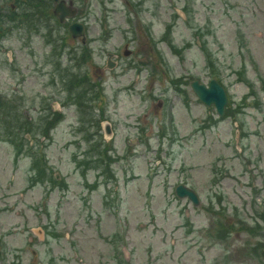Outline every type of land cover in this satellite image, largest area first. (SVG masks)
<instances>
[{
  "label": "rangeland",
  "instance_id": "1",
  "mask_svg": "<svg viewBox=\"0 0 264 264\" xmlns=\"http://www.w3.org/2000/svg\"><path fill=\"white\" fill-rule=\"evenodd\" d=\"M74 1L84 40L55 20L13 23L22 4L0 0L3 110L32 121L17 132L45 156L33 167L0 126V264H264V0ZM80 72L97 126L60 78ZM211 77L223 114L190 85ZM95 140L110 172L72 157Z\"/></svg>",
  "mask_w": 264,
  "mask_h": 264
},
{
  "label": "trees",
  "instance_id": "2",
  "mask_svg": "<svg viewBox=\"0 0 264 264\" xmlns=\"http://www.w3.org/2000/svg\"><path fill=\"white\" fill-rule=\"evenodd\" d=\"M18 3L21 5V12L20 13H14L13 8H11L12 14L9 17V20H11L13 23H18L17 21L20 20H30L32 21L34 18V21L38 22H43V21H49L51 20L48 13H47V2L46 0H17ZM14 3V2H12ZM15 4V3H14ZM16 5V4H15ZM27 11H31V13H27ZM28 18V19H27ZM24 20V21H26ZM29 22V21H26ZM31 23V22H30ZM36 23V22H35ZM58 25H61L60 23H57ZM48 41L55 42L53 39L48 38ZM54 49L56 47L54 46ZM61 52V51H60ZM90 55V54H89ZM82 61L86 60L88 58V54L82 53ZM56 69L59 67V62L55 63ZM72 67V66H71ZM60 72V70L58 71ZM63 81H67L65 83L66 86H68V94L71 96L74 92L73 89L76 88L75 90V97L77 100H75V103L78 104L82 108V111L80 112L81 116L86 115V118H81L82 121L86 122V126H92L95 124L97 126V121L95 118L92 116V110L88 109V106H85L86 103H89L92 101L90 98L86 97L85 94L86 92L90 91L85 85L90 84L91 86L93 85L90 82H87L88 78V73L87 72H80L79 74H69L66 75L64 74L63 76L60 77ZM80 89V90H79ZM98 93V90L96 91ZM73 94V95H74ZM70 98V97H69ZM231 102V100H230ZM228 102V105L230 104ZM3 100L0 98V108L3 110L4 106H2ZM230 105L226 108L229 109ZM225 112V110H224ZM23 116L13 112L11 109L8 110H3L1 112L0 110V126H1V135L2 133L5 135L4 137H9L10 142L15 146V153L18 155V153H22V156L31 154L32 156V165L34 164L33 167H36L39 163L40 160L43 159L44 153L43 154H37L36 148H34V143H29L28 145L26 144L25 140H27L26 137L22 138V134H19L17 131L23 130L24 134L26 133H31V127H32V121L27 120L25 118H22ZM62 118V113L58 112L57 110L50 112L48 114H44L39 118V128L41 129L42 135L43 136H48L51 127H54L58 121H60ZM14 123L15 127H11V124ZM82 129V128H79ZM85 132L83 134L84 140H86L89 143V140H91V136L88 135L87 127L84 128ZM79 144V143H78ZM38 146V144H37ZM36 146V147H37ZM40 146V145H39ZM79 146V145H78ZM108 146H104L103 150L100 147L99 141L95 140L94 142H91L90 146L88 148H85L83 152L79 153H73L72 157L73 159L77 162L78 166L80 165H90V166H100L102 169L99 170V172H110V167L111 165V159L112 156L108 152ZM29 156V155H28ZM96 163H100L101 165H97ZM39 178H43L45 174V170L42 168L39 172ZM56 176V175H55ZM56 178V177H55ZM257 224H254V226H249L247 229H256Z\"/></svg>",
  "mask_w": 264,
  "mask_h": 264
},
{
  "label": "water",
  "instance_id": "3",
  "mask_svg": "<svg viewBox=\"0 0 264 264\" xmlns=\"http://www.w3.org/2000/svg\"><path fill=\"white\" fill-rule=\"evenodd\" d=\"M54 1V13L63 20L65 16L72 14L73 10L66 6L64 0H53ZM69 31L72 36H83L84 37V25L81 22H71L68 25ZM126 52H128L126 50ZM111 52H108L107 65L112 66ZM191 88L197 97L207 105H213L218 114H223L225 105L227 103V94L224 86L214 77L210 78L207 83L201 82L198 78L190 81ZM110 128L105 127V132L108 133ZM175 192L178 196L189 198L193 203L199 202L197 192L185 183H179L175 187ZM261 255L264 260V248L261 250Z\"/></svg>",
  "mask_w": 264,
  "mask_h": 264
},
{
  "label": "flooded vegetation",
  "instance_id": "4",
  "mask_svg": "<svg viewBox=\"0 0 264 264\" xmlns=\"http://www.w3.org/2000/svg\"><path fill=\"white\" fill-rule=\"evenodd\" d=\"M47 2V13L50 17L51 20H55L56 22H59V23H62V24H68L71 22V21H81V22H84L82 20V15H81V10L78 9V7L75 5V1L74 0H64L66 6L70 7L71 10H73V13L71 15H68L67 17H65V19L63 20H60V18L54 13L53 11V8H54V1L53 0H46ZM15 6L14 3L11 4V7ZM14 13L15 12V9L13 10ZM31 13V11H27V13Z\"/></svg>",
  "mask_w": 264,
  "mask_h": 264
}]
</instances>
